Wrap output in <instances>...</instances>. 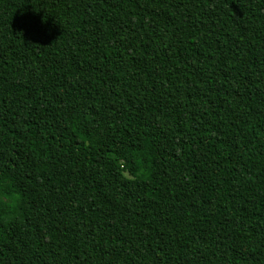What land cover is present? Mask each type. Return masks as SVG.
I'll return each instance as SVG.
<instances>
[{
  "label": "trees",
  "instance_id": "1",
  "mask_svg": "<svg viewBox=\"0 0 264 264\" xmlns=\"http://www.w3.org/2000/svg\"><path fill=\"white\" fill-rule=\"evenodd\" d=\"M0 264H264V0H0Z\"/></svg>",
  "mask_w": 264,
  "mask_h": 264
},
{
  "label": "rangeland",
  "instance_id": "2",
  "mask_svg": "<svg viewBox=\"0 0 264 264\" xmlns=\"http://www.w3.org/2000/svg\"><path fill=\"white\" fill-rule=\"evenodd\" d=\"M74 130H75V135L77 138L85 139V137H83V135L79 131V128L76 124L74 125ZM85 141H86V139H85Z\"/></svg>",
  "mask_w": 264,
  "mask_h": 264
}]
</instances>
